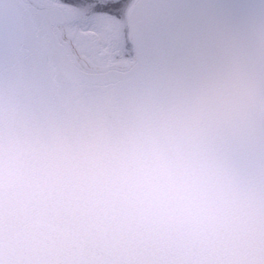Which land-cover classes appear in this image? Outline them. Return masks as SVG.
Returning <instances> with one entry per match:
<instances>
[{"label": "clouds", "instance_id": "obj_1", "mask_svg": "<svg viewBox=\"0 0 264 264\" xmlns=\"http://www.w3.org/2000/svg\"><path fill=\"white\" fill-rule=\"evenodd\" d=\"M0 264H264V0L194 78L0 86Z\"/></svg>", "mask_w": 264, "mask_h": 264}, {"label": "water", "instance_id": "obj_2", "mask_svg": "<svg viewBox=\"0 0 264 264\" xmlns=\"http://www.w3.org/2000/svg\"><path fill=\"white\" fill-rule=\"evenodd\" d=\"M70 6L59 0H0V86L44 102L194 78L222 57L241 0L116 3L111 13L120 16L129 49L106 60L74 29L88 13H72ZM137 28L178 37L180 44L168 53L140 55L133 40Z\"/></svg>", "mask_w": 264, "mask_h": 264}, {"label": "rangeland", "instance_id": "obj_3", "mask_svg": "<svg viewBox=\"0 0 264 264\" xmlns=\"http://www.w3.org/2000/svg\"><path fill=\"white\" fill-rule=\"evenodd\" d=\"M59 1L72 5L73 8L70 6L72 13H75L74 10L77 11L78 9L85 10V13H88L86 16L84 15V22L76 24L78 27L74 26V29L79 33L82 32L85 40L94 46L97 57H101L102 60L105 58L114 59L117 55L121 54L120 56H123L125 52L127 53L129 44L123 38L122 20L120 16L116 17L111 12L115 10L116 3L125 7L132 0Z\"/></svg>", "mask_w": 264, "mask_h": 264}, {"label": "snow or ice", "instance_id": "obj_4", "mask_svg": "<svg viewBox=\"0 0 264 264\" xmlns=\"http://www.w3.org/2000/svg\"><path fill=\"white\" fill-rule=\"evenodd\" d=\"M133 40L140 55H145L149 52L168 53L175 50L180 44L178 37L160 32H149L142 28L135 30Z\"/></svg>", "mask_w": 264, "mask_h": 264}]
</instances>
